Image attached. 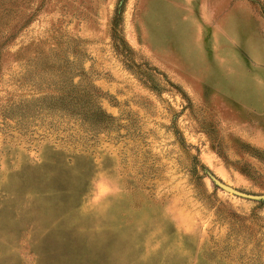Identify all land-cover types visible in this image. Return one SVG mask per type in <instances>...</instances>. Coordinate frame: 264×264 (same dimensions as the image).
I'll return each instance as SVG.
<instances>
[{"label":"rangeland","instance_id":"1","mask_svg":"<svg viewBox=\"0 0 264 264\" xmlns=\"http://www.w3.org/2000/svg\"><path fill=\"white\" fill-rule=\"evenodd\" d=\"M210 175L264 194V0H0V264H264Z\"/></svg>","mask_w":264,"mask_h":264},{"label":"water","instance_id":"2","mask_svg":"<svg viewBox=\"0 0 264 264\" xmlns=\"http://www.w3.org/2000/svg\"><path fill=\"white\" fill-rule=\"evenodd\" d=\"M210 178L216 184L217 187H219L220 189H222L228 193H231L233 195H236V196H239L242 198H251V199H258V200L264 199V194H261V195L248 194V193L242 192L238 189H235V188L223 183L222 181L215 178L213 175H210Z\"/></svg>","mask_w":264,"mask_h":264},{"label":"trees","instance_id":"3","mask_svg":"<svg viewBox=\"0 0 264 264\" xmlns=\"http://www.w3.org/2000/svg\"><path fill=\"white\" fill-rule=\"evenodd\" d=\"M114 27V26H113Z\"/></svg>","mask_w":264,"mask_h":264}]
</instances>
